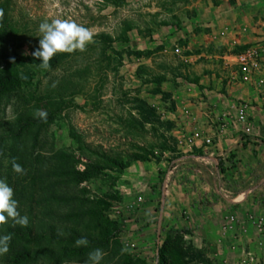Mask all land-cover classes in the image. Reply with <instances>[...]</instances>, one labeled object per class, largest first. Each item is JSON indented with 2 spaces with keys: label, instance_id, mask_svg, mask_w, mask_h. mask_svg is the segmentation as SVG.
I'll return each instance as SVG.
<instances>
[{
  "label": "rangeland",
  "instance_id": "obj_1",
  "mask_svg": "<svg viewBox=\"0 0 264 264\" xmlns=\"http://www.w3.org/2000/svg\"><path fill=\"white\" fill-rule=\"evenodd\" d=\"M0 2L25 38L1 46L6 52L38 48L45 20L71 19L95 33L85 51L58 53L47 70L28 64L26 101L0 105V119L47 112L35 151L61 152L70 170L86 162L101 168L59 186L88 202L58 203L72 216L55 220L58 240L44 236L40 244L51 254L30 264H91L95 249L104 253L100 264H162L175 250L181 264H264V0ZM244 49L254 51L256 66L237 61ZM240 103L248 133L231 108ZM195 132L210 142L193 140ZM194 163L202 167L190 179ZM166 175L170 189L179 186L165 199L158 244L156 201ZM57 179L67 177L48 174ZM136 195L143 209L128 211ZM50 222L40 220L46 229ZM80 237L87 246H76Z\"/></svg>",
  "mask_w": 264,
  "mask_h": 264
},
{
  "label": "trees",
  "instance_id": "obj_2",
  "mask_svg": "<svg viewBox=\"0 0 264 264\" xmlns=\"http://www.w3.org/2000/svg\"><path fill=\"white\" fill-rule=\"evenodd\" d=\"M0 9L3 10V17L0 19V47L6 44L21 46L25 41L22 26H18L9 17L4 2H0ZM57 61L58 56L55 55L50 61V65L54 66ZM39 62L31 55L6 52L0 48V105L5 107L10 103L26 101L27 97L22 96L20 91L32 83V75L27 69V65L38 66ZM43 123V120L32 115H27L24 118L0 119V179L5 180L13 189V198L18 201L17 210L20 215L28 217L27 227L14 224L11 219L6 224L0 225V236L10 235L9 245L16 247L7 254L9 258L3 262L5 264L38 263L43 254H51L49 250H45L40 245L44 236L50 241L58 240L55 220L72 216L69 212L64 216L56 210L58 203L88 202L85 198L71 196L69 192L59 186L82 182L101 169L100 166L86 162L82 170H70L65 164L60 163L65 158L61 152L55 151L47 157L42 152L35 151L34 148L38 146ZM28 141H33V144L27 146ZM3 158H7L6 164H3ZM44 158L50 160L49 167L41 165ZM13 160L23 167V174L13 171ZM222 164L220 160V165L222 166ZM221 170H223L222 167ZM48 174L55 177L65 175L67 179L48 181ZM46 176L47 180H43ZM42 203H46L50 207L48 212L41 206ZM42 216H47L50 221L52 219V223H48L47 229L40 223ZM74 231V229L73 231L69 229L72 238H75L77 234V231ZM31 244H33V248L29 246ZM168 253V255H162V264H181L178 259L184 256L182 252L175 250L168 251Z\"/></svg>",
  "mask_w": 264,
  "mask_h": 264
},
{
  "label": "clouds",
  "instance_id": "obj_3",
  "mask_svg": "<svg viewBox=\"0 0 264 264\" xmlns=\"http://www.w3.org/2000/svg\"><path fill=\"white\" fill-rule=\"evenodd\" d=\"M102 2V0H101ZM3 17V10L0 9V19ZM39 32L41 37L39 39V47L33 50L30 54L34 59H38L39 68L47 70L51 67L50 61L58 53H73L76 51L83 52L86 50V46L93 43V37L95 33L93 30L77 24L71 19H51L49 22L45 20L39 24ZM14 59V58H12ZM55 83L53 84V87ZM35 115L46 121L47 112L37 109ZM12 169L14 172L23 174V167L12 162ZM13 189L0 179V225L6 224L11 219L14 224L21 227L28 226V217L26 215L21 216L18 209V201L14 198ZM63 235V233H60ZM11 240L10 235L0 236V255H4L9 250V242ZM88 240L85 237H80L75 241L77 247L87 246ZM104 253L100 249H95L89 253L88 259L91 264H100L103 259Z\"/></svg>",
  "mask_w": 264,
  "mask_h": 264
},
{
  "label": "built area",
  "instance_id": "obj_4",
  "mask_svg": "<svg viewBox=\"0 0 264 264\" xmlns=\"http://www.w3.org/2000/svg\"><path fill=\"white\" fill-rule=\"evenodd\" d=\"M237 61L243 65H248V66H256L257 61H256V54L254 51L251 49H244L242 51H239L237 54ZM231 108H233L235 112V117L237 122L242 126L243 131L248 133L251 129L250 122L248 120V115H247V109H246V104L240 103V104H232ZM193 140H199L202 139L203 143H209L210 138L208 137H202L199 132L193 133ZM170 190V186L168 183L167 175L165 179L162 182V185L160 186V192H159V197L156 201V204L158 206V211H159V221L157 223V232H156V238L155 242L160 243V235H161V224L160 220L162 218L163 214V207H164V202L166 199V196ZM145 202V199L143 198L142 195H136L130 202L127 203L126 209L131 212H137L143 209V204Z\"/></svg>",
  "mask_w": 264,
  "mask_h": 264
},
{
  "label": "crops",
  "instance_id": "obj_5",
  "mask_svg": "<svg viewBox=\"0 0 264 264\" xmlns=\"http://www.w3.org/2000/svg\"><path fill=\"white\" fill-rule=\"evenodd\" d=\"M202 158H204V156H203ZM187 165H190V164H187ZM193 165H194L193 170L188 171V172H189V176H188V177H189L190 179L193 178V172L196 171V170H195V166H196V167H199L200 169H201V167H202L201 164H197V165H196V163H194ZM177 177H178V175H177ZM196 182H197V181H196ZM176 183H177V182H175V181H173V183H172V186H171V189H170V190L172 191V195L174 194V192H176V189H177L178 186H179V185L176 186ZM214 183H215V181H214ZM198 184H199V183H198ZM187 187H188V186H187ZM169 193H170V191H169ZM169 193H168L167 196H166L167 201H168ZM172 195H171V196H172ZM190 195H191V194H189L187 197H189ZM173 197H174V196H173ZM173 199H174V198H173ZM141 210H142V209H141ZM146 217H147V214H146Z\"/></svg>",
  "mask_w": 264,
  "mask_h": 264
}]
</instances>
